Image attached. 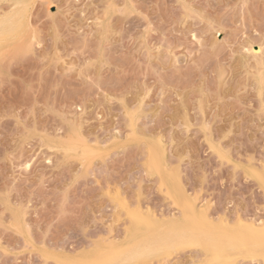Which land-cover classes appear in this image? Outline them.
<instances>
[{
  "label": "rangeland",
  "instance_id": "1",
  "mask_svg": "<svg viewBox=\"0 0 264 264\" xmlns=\"http://www.w3.org/2000/svg\"><path fill=\"white\" fill-rule=\"evenodd\" d=\"M262 175L264 0H0V264H264Z\"/></svg>",
  "mask_w": 264,
  "mask_h": 264
},
{
  "label": "bare ground",
  "instance_id": "2",
  "mask_svg": "<svg viewBox=\"0 0 264 264\" xmlns=\"http://www.w3.org/2000/svg\"><path fill=\"white\" fill-rule=\"evenodd\" d=\"M18 4V3H17ZM15 5H16V3H15ZM14 5V6H15ZM17 8V7H16ZM21 11L22 10H17L16 11V13H21ZM6 39V38H5ZM28 44H29V42H28ZM33 44V43H32ZM32 46V45H31ZM258 50H260L259 49V47L257 48H253V52H259ZM70 133V132H69ZM69 141V140H68ZM72 142V141H71ZM70 143V142H69ZM68 143V144H69ZM72 144H74V143H72ZM66 146V145H65ZM68 146V145H67ZM61 147V146H60ZM76 147V146H75ZM68 148V147H67ZM72 149H74V147H71ZM75 151V150H74ZM261 175V174H260ZM263 176V180H264V175H262ZM259 177V176H258ZM264 182V181H263ZM131 204V203H130ZM200 205V204H199ZM198 205V207H200ZM206 205L204 204V206L203 207H205ZM128 207H130V206H128ZM198 207H197V209H198ZM127 208V207H126ZM131 210V209H130ZM136 211H138V210H136ZM143 212H146V210L145 211H143ZM134 213H136V214H134ZM133 214L136 216L137 215V213L138 212H134ZM139 214H140V211H139ZM149 215V214H148ZM151 216V215H150ZM211 217V216H210ZM225 217V216H224ZM152 218V217H151ZM221 219V218H220ZM239 220H240V218H238ZM226 220V219H225ZM222 221V220H221ZM227 221H228V218H227ZM246 221V220H245ZM244 221V222H245ZM229 222V221H228ZM259 222V221H258ZM14 223V222H13ZM138 226H143L144 225V221L143 220H138ZM248 223H250L251 225H250V232L254 235V236H256V237H259V238H261V237H264V223L263 224H255V223H251L250 221L248 222ZM236 224V223H235ZM16 225V224H15ZM17 227V226H16ZM160 227V226H159ZM243 227H245V226H243ZM172 226H169V225H164V226H161V230H159L158 229V231H156L157 229L155 228V231H153L152 232V234L149 236L150 238H148L147 236H148V234H147V238H148V240L146 241V245H147V247H148V251H150L151 253H149L147 256H149L150 254L151 255H155V254H153V253H161L162 254V252L164 251V250H167V249H169V251H170V247L171 246H173V244L175 245V243H177V244H182L183 245V243H186L188 240H191V242H192V239H190L191 238V233L188 231V230H186V231H188V232H184V228H183V230H178L177 229V231H175V232H173V230H172ZM176 228V227H175ZM178 228V227H177ZM182 228V227H181ZM180 228V229H181ZM242 228V227H241ZM246 228V227H245ZM247 228H249V226H247ZM186 229V228H185ZM244 229V228H243ZM242 229V230H243ZM192 230V229H191ZM183 231V232H182ZM246 232L248 231V230H245ZM200 232V231H199ZM205 233V232H204ZM191 234V235H190ZM199 234V233H198ZM203 234V233H202ZM143 235V234H142ZM200 235V234H199ZM143 236H145V234L143 235ZM201 236V235H200ZM145 237V238H146ZM202 237V236H201ZM224 237V236H223ZM226 237H228V236H226ZM225 237V238H226ZM146 238V239H147ZM203 238V237H202ZM209 238V237H208ZM229 238V237H228ZM232 238V237H231ZM234 238H236V237H234ZM140 239V238H139ZM139 239L137 240V241H139ZM204 239H205V237H204ZM207 239V238H206ZM236 239H238V237L236 238ZM133 240V239H132ZM201 240H203V239H201ZM227 240V239H226ZM238 240H240V239H238ZM245 240H247V239H245ZM106 241H107V239H106ZM230 241V240H229ZM190 242V243H191ZM201 242H203V241H201ZM200 241H199V243H201ZM231 242H233V241H231ZM107 243V242H106ZM189 243V242H188ZM187 243V244H188ZM189 243V244H190ZM203 243H206V242H203ZM210 243V242H209ZM237 243V242H236ZM144 244V245H145ZM202 244V243H201ZM208 244V243H207ZM211 244V243H210ZM214 244V243H213ZM216 244V243H215ZM118 245V244H117ZM143 245V246H144ZM199 245V244H198ZM212 245V244H211ZM210 245V246H211ZM246 245V244H245ZM126 246H127V244H126ZM130 246H132V244H130ZM179 246V245H178ZM241 246V245H240ZM127 247H129V246H127ZM175 247H177V246H175ZM182 247V246H181ZM203 247V246H202ZM239 247V246H238ZM107 248V247H106ZM126 248V247H125ZM140 248H144V247H140ZM140 248H139V250H140ZM174 248V247H173ZM178 249H179V247H177ZM206 248V247H205ZM205 248H203V249H205ZM209 248V247H208ZM216 248V247H215ZM137 249V248H136ZM135 249V250H136ZM147 249V248H146ZM210 249H212V248H210ZM173 250V249H172ZM177 250V249H176ZM175 250V251H176ZM141 251H142V249H141ZM124 252H126V251H124ZM131 252H133V251H131ZM137 252H139V251H137ZM167 251H165V252H163V253H166ZM179 252V251H178ZM227 252V251H226ZM128 253H130V252H128ZM135 253V252H134ZM134 253H133V255H134ZM143 253H145V252H143ZM171 253V252H170ZM173 253V252H172ZM122 254V253H121ZM139 254V253H138ZM160 254V255H161ZM119 255V254H118ZM137 255V254H136ZM150 255V256H151ZM159 255V254H158ZM159 255V256H160ZM122 256V255H121ZM131 255H129V257H130ZM168 256V255H167ZM167 256H166V258H167ZM144 257V256H143ZM163 257V256H162ZM118 258V257H117ZM131 258H135L134 256L133 257H131ZM164 258L165 257H163V259H161V260H164ZM143 259V258H142ZM158 259V258H157ZM138 260V259H137ZM113 261V260H112ZM115 261V260H114ZM264 261V260H263ZM138 262V261H137ZM152 262V261H151ZM109 263V262H108ZM141 264V263H140Z\"/></svg>",
  "mask_w": 264,
  "mask_h": 264
}]
</instances>
